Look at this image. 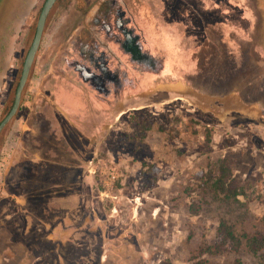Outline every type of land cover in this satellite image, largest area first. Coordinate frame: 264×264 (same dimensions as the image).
Returning <instances> with one entry per match:
<instances>
[{
  "label": "rangeland",
  "instance_id": "rangeland-1",
  "mask_svg": "<svg viewBox=\"0 0 264 264\" xmlns=\"http://www.w3.org/2000/svg\"><path fill=\"white\" fill-rule=\"evenodd\" d=\"M45 1L29 0L17 14L16 3L0 18V122ZM119 1L155 67L99 35L122 79L97 88L96 60L78 51L80 41L90 44L103 0H58L0 138V264H264V248L249 245L264 236V8L244 60L245 48L222 40L218 20L244 22L208 10L215 0ZM253 1L264 6L242 2ZM211 55L220 73L244 63L220 85L204 83ZM223 220L237 250L202 254Z\"/></svg>",
  "mask_w": 264,
  "mask_h": 264
},
{
  "label": "flooded vegetation",
  "instance_id": "flooded-vegetation-1",
  "mask_svg": "<svg viewBox=\"0 0 264 264\" xmlns=\"http://www.w3.org/2000/svg\"><path fill=\"white\" fill-rule=\"evenodd\" d=\"M242 1L243 0H234L232 1V5H234L233 3H235V5L244 8L247 14L252 16L250 17V22H247L246 20L245 21L242 20L244 22V26H243L242 24L241 25L237 24L235 21L236 19L234 18L232 19L228 17L222 20L223 21L222 24H220V20H218L219 22L218 27H220L218 28V30H220L219 34L222 37V40L226 41L227 43H230L231 46L234 45L235 48H238V51L242 48H245L244 43L246 41L249 42V46H248L249 50L248 48L247 49L245 48V50L246 52L248 51L249 53H251L252 47L250 49V43L252 42L251 39L249 38L250 31L252 30L254 20L257 21L256 12L264 8V6H261L260 4L259 7V4H257V2L254 1L243 4ZM100 5L101 6L97 8L94 18L92 20L95 29L94 32L91 33L93 37L90 40V44L83 45L80 41L78 52L81 59L84 60L89 59L90 63L93 60H96V67L98 68L99 72L96 73L95 77L93 78L97 83V88L100 89L102 86H105V84L108 83L109 85H114V87L119 88L121 86L120 84L122 79L121 73L118 72L116 69L111 68L109 58L105 54L107 47L103 48L102 44L100 43V42L102 43L104 42L103 41L104 38H102V40L100 38L102 34L105 36L107 40H110L115 45H117L119 51L123 53L125 57H127L133 63H137L139 66L143 68L155 67L156 56H153L151 55V53H147L146 51L143 50L141 46V42H142L141 36L139 32H137L133 28L132 21L126 14L125 6L121 4L119 0H103L102 4ZM253 13L256 14V16H254ZM215 15L217 14H214V16ZM237 21H241V19L238 18ZM189 22L193 24V19L191 18ZM214 24L216 25V21L214 22ZM190 27L194 29V26L190 25ZM208 30L209 27L205 31ZM96 36H99L100 38L99 41L96 40L95 38ZM189 37L192 38L193 34L189 35ZM196 38L199 37L196 36ZM201 38L204 42L208 43L207 42L209 39L208 36L203 34ZM109 55L112 56L111 54ZM211 58H213V55L207 58L206 61L207 64H204L203 67L204 70H201V76L202 78H204V83L211 82V84L218 85L219 84L218 82L225 79L227 69H229L228 70L229 73L231 72L233 73L242 64L239 58L238 60H234L233 62L230 61L229 62L230 65L227 67V69L225 67L222 68L221 70L222 73H220V69L216 68L218 67V62L217 63H213V61L210 62ZM76 63L77 66L84 65V63L78 61L75 62V64ZM197 74H199V72H197ZM109 92L110 89L108 90V93Z\"/></svg>",
  "mask_w": 264,
  "mask_h": 264
},
{
  "label": "water",
  "instance_id": "water-1",
  "mask_svg": "<svg viewBox=\"0 0 264 264\" xmlns=\"http://www.w3.org/2000/svg\"><path fill=\"white\" fill-rule=\"evenodd\" d=\"M57 2H58V0H46L42 9H41L39 19H38L37 25H36L35 36H34L33 42H32V44L28 50V53H27L25 60H24V63H23L22 74H21L19 84H18L17 89H16L14 103H13L12 108L9 111V113L0 122V138H1L4 130L7 128L9 123L14 119L17 112L19 111L21 99H22V94H23L24 88L27 84L29 75L31 73L36 55L39 51L49 15H50L52 9L54 8V6L56 5Z\"/></svg>",
  "mask_w": 264,
  "mask_h": 264
},
{
  "label": "trees",
  "instance_id": "trees-1",
  "mask_svg": "<svg viewBox=\"0 0 264 264\" xmlns=\"http://www.w3.org/2000/svg\"><path fill=\"white\" fill-rule=\"evenodd\" d=\"M239 242V237L236 235L233 226L229 225L227 221L223 220L218 228L215 241L204 251H202V254H225L228 252H233L237 250ZM249 245L254 250L264 248V236H262L260 239L256 237L249 239ZM163 264L168 263L165 262ZM238 264L241 263L238 262Z\"/></svg>",
  "mask_w": 264,
  "mask_h": 264
},
{
  "label": "crops",
  "instance_id": "crops-1",
  "mask_svg": "<svg viewBox=\"0 0 264 264\" xmlns=\"http://www.w3.org/2000/svg\"><path fill=\"white\" fill-rule=\"evenodd\" d=\"M232 1L233 0H228V3L225 4V3H221L220 0H215V2H214L213 5H209V2H207L206 3V6H207V9L208 10H212V11H214L216 13H221V14H223L224 12L237 13L238 14V17L241 20H243V21L246 20L247 22H250V17H252V16L249 15V14H247V12L245 11L244 8L235 5V3H233L234 5H232ZM204 8H205V6L202 9H204ZM205 10H206V8H205ZM226 18H228V17H226ZM229 20H231V19H229ZM244 46H245L246 49L248 48V50H249V47H248L249 46V42L246 41L244 43ZM245 53L246 54L244 55V60L247 57V54L249 52L248 51L246 52V50H245ZM242 63H244V61ZM250 64L252 65V62H250ZM255 66H256V64H255ZM232 94H234L235 97H237V100L239 102L244 101V100H247V98L245 97V94L241 93V91L238 90V88H236V87L234 88Z\"/></svg>",
  "mask_w": 264,
  "mask_h": 264
},
{
  "label": "bare ground",
  "instance_id": "bare-ground-1",
  "mask_svg": "<svg viewBox=\"0 0 264 264\" xmlns=\"http://www.w3.org/2000/svg\"><path fill=\"white\" fill-rule=\"evenodd\" d=\"M16 3L18 5V9H17V11H15L16 14H17V12H25V10H27V8L29 7V0H26L24 2L19 1V0H17V2H16V0H3L2 4L0 6V18L2 17L3 14L5 15V17H7L9 15L11 9L13 8V6L15 7ZM13 14H14V12H13ZM13 14L11 15L12 17L10 18L9 22H11V20L15 17Z\"/></svg>",
  "mask_w": 264,
  "mask_h": 264
},
{
  "label": "built area",
  "instance_id": "built-area-1",
  "mask_svg": "<svg viewBox=\"0 0 264 264\" xmlns=\"http://www.w3.org/2000/svg\"><path fill=\"white\" fill-rule=\"evenodd\" d=\"M91 166H92V163H91ZM108 180H109V182H114L116 180V175H115L114 171L108 172Z\"/></svg>",
  "mask_w": 264,
  "mask_h": 264
}]
</instances>
